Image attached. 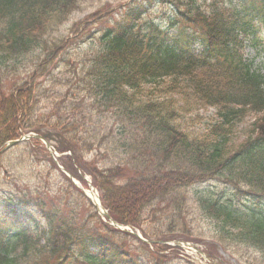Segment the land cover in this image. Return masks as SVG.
<instances>
[{
  "label": "trees",
  "instance_id": "obj_1",
  "mask_svg": "<svg viewBox=\"0 0 264 264\" xmlns=\"http://www.w3.org/2000/svg\"><path fill=\"white\" fill-rule=\"evenodd\" d=\"M159 1L172 9L165 25L148 16L150 3L141 0L119 6L113 19L100 18L102 27L94 31L85 21L91 48L78 55L75 81L65 82L59 106L46 114L27 82L4 89L2 71L7 61L28 55L30 75L44 72L49 56L66 40L54 32L84 0H0V146L34 131L60 153L70 151L63 164L81 180L78 169L92 175L115 220L142 227L147 215L162 222L155 231L144 229L150 238L166 230L164 222L191 236L187 190L222 180L234 197L244 195L253 203L241 205L211 190L200 195L199 209L216 220L212 240L264 258V76L244 53L246 40L255 46L259 40L264 0ZM82 24L72 30L80 32ZM210 107L218 120L201 132L191 129L201 120L199 110ZM248 114L256 118L236 142L234 127ZM104 139L116 164L100 162L106 154L97 140ZM34 142L42 146L39 139ZM65 199H10L0 212V264H144L140 256L146 264H162L142 241L144 247L132 246L131 234L95 212L92 225L78 226L77 208ZM32 202L45 226L33 213L22 219L12 205L29 208Z\"/></svg>",
  "mask_w": 264,
  "mask_h": 264
},
{
  "label": "rangeland",
  "instance_id": "obj_2",
  "mask_svg": "<svg viewBox=\"0 0 264 264\" xmlns=\"http://www.w3.org/2000/svg\"><path fill=\"white\" fill-rule=\"evenodd\" d=\"M122 1L124 2L128 0H84L82 7L71 15L69 21L61 27L60 32L55 33L57 36L66 35L68 39L62 45V48L56 51L57 54L55 53L49 56L48 63L45 64L48 65L47 71L42 72L37 78L35 76L34 79V76L31 78L29 76L32 63L28 62L30 61L28 55L17 61H7L1 76V81L4 86H7L10 89V87L16 82L28 80L30 84H33L34 89H36L35 101H39L37 108L41 113H47L50 109L49 105L51 103L55 106H59V101H61L62 95H65V92L62 91V82H58L59 77H64L66 79L67 76L69 77L70 75L71 78L76 76L75 69L80 68V66L75 68V65L71 64V57L74 58L73 61L75 64L76 55L90 49L91 45L89 38L85 41H81L82 39H80V41L75 40L74 34L69 30L70 26L74 22H85L88 15L95 12H107L106 15H109V13L112 12V10L109 12V9L112 8L114 11ZM147 1L151 2L149 4L150 12L148 16L157 19L161 24H165L168 16L171 14V9L164 3H160L158 0ZM261 44L262 45L259 46V49L248 46L245 53L249 59L254 60L255 66L264 74V42ZM44 55L46 56V54ZM44 55L42 58H45ZM36 72H38V70H36ZM56 95H59L60 98ZM213 113V108L202 110L201 120L196 119L193 122L196 123L195 127L190 126V128L201 132L206 127V124L212 121ZM104 118L110 123H113V116L109 117V114H106ZM255 118L256 115L251 114L243 121L239 122L234 127L231 135L232 139L236 142L243 140L249 133L250 127ZM185 119L189 120V116H186ZM188 123L191 124L190 120ZM97 142L105 149L109 145L108 140L106 139L101 142L100 140H97ZM105 154L104 158L107 159L109 156V161H111V153L105 152ZM0 162L2 164L0 170V182H3V185L0 183V202L2 204L5 203L3 200L10 197L12 199H20L21 196H23L22 194L27 195L22 198L37 200L43 197L47 202L52 201L54 198L60 199L62 196H64L67 201H72L73 203L76 200H80V197L71 192L70 188L67 186L68 183L62 173L63 171L58 168L59 162H52L49 159L47 152L33 142H27L21 146L11 148L0 159ZM86 178L91 180L89 175H87ZM209 190L214 191L225 198L233 197L241 204L250 203V200L245 198L237 199L234 197L231 190L222 180H212L202 185L189 188L187 190L189 195V209L185 213V221L187 222V225L191 227L190 229H192L194 236H192L191 240H186L181 234L175 232V230L173 231L174 227L170 226L172 227L171 229L166 223V230H162L163 233L159 235L161 239H164L163 236L174 233V239L169 240V238L168 240L163 241V244L167 242L172 245V248L166 251V254L168 253L170 255V264H243L238 258V252L233 253L231 250L224 249L218 245L215 246L211 243L209 237L214 234L216 230V222L215 220H210L211 218L204 215L199 209V207H201V205H199L200 195H203ZM30 193L33 196H30ZM57 194L59 195L56 197ZM61 203H63V201ZM81 203L84 204L85 202L81 199ZM18 207L19 209H24L20 206ZM33 208L34 207H32V209ZM35 213L39 219L40 216L37 209H35ZM159 226L160 224L155 220L150 218L146 220L145 227L158 228ZM137 231L140 232L139 230ZM183 241L188 242L189 245L188 243L184 244ZM183 244L186 247V250L176 248ZM187 247L190 248L187 249ZM213 250L212 257L207 256L206 253ZM239 254L243 255V250H240ZM202 255L206 258H203ZM245 258L249 259V261L254 260V256L248 257L245 255Z\"/></svg>",
  "mask_w": 264,
  "mask_h": 264
},
{
  "label": "water",
  "instance_id": "obj_3",
  "mask_svg": "<svg viewBox=\"0 0 264 264\" xmlns=\"http://www.w3.org/2000/svg\"><path fill=\"white\" fill-rule=\"evenodd\" d=\"M18 141H12V142H10V145H14L15 143H17ZM48 146H49V144H48Z\"/></svg>",
  "mask_w": 264,
  "mask_h": 264
},
{
  "label": "bare ground",
  "instance_id": "obj_4",
  "mask_svg": "<svg viewBox=\"0 0 264 264\" xmlns=\"http://www.w3.org/2000/svg\"><path fill=\"white\" fill-rule=\"evenodd\" d=\"M93 197H94V199L97 201V197H96V194H93Z\"/></svg>",
  "mask_w": 264,
  "mask_h": 264
}]
</instances>
